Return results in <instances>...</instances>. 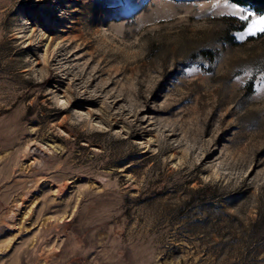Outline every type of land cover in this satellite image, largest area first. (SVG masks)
I'll list each match as a JSON object with an SVG mask.
<instances>
[{
	"label": "rangeland",
	"instance_id": "1",
	"mask_svg": "<svg viewBox=\"0 0 264 264\" xmlns=\"http://www.w3.org/2000/svg\"><path fill=\"white\" fill-rule=\"evenodd\" d=\"M228 3L0 0V264H264V11Z\"/></svg>",
	"mask_w": 264,
	"mask_h": 264
},
{
	"label": "snow or ice",
	"instance_id": "2",
	"mask_svg": "<svg viewBox=\"0 0 264 264\" xmlns=\"http://www.w3.org/2000/svg\"><path fill=\"white\" fill-rule=\"evenodd\" d=\"M226 6L229 8H232L237 11H243L242 9H238L236 5L234 4H229L228 0H225ZM252 15V13H247V15H242L240 17L241 20H247L248 16ZM257 32H262L264 33V15L259 16V18H253L251 22L247 25V28L241 35L239 36L240 39H243L244 36L247 35H255ZM261 86H264V76L261 77ZM63 103V101H61Z\"/></svg>",
	"mask_w": 264,
	"mask_h": 264
},
{
	"label": "trees",
	"instance_id": "3",
	"mask_svg": "<svg viewBox=\"0 0 264 264\" xmlns=\"http://www.w3.org/2000/svg\"><path fill=\"white\" fill-rule=\"evenodd\" d=\"M240 4H249L253 5L258 11H264V0H232ZM245 21H241V25L237 28H243Z\"/></svg>",
	"mask_w": 264,
	"mask_h": 264
},
{
	"label": "bare ground",
	"instance_id": "4",
	"mask_svg": "<svg viewBox=\"0 0 264 264\" xmlns=\"http://www.w3.org/2000/svg\"><path fill=\"white\" fill-rule=\"evenodd\" d=\"M240 20V19H239Z\"/></svg>",
	"mask_w": 264,
	"mask_h": 264
}]
</instances>
